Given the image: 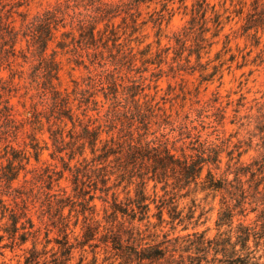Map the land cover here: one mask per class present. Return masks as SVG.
I'll return each mask as SVG.
<instances>
[{
  "label": "trees",
  "instance_id": "1",
  "mask_svg": "<svg viewBox=\"0 0 264 264\" xmlns=\"http://www.w3.org/2000/svg\"><path fill=\"white\" fill-rule=\"evenodd\" d=\"M35 1L0 0V264H264V88L219 90L264 70V0L171 34L175 0Z\"/></svg>",
  "mask_w": 264,
  "mask_h": 264
},
{
  "label": "rangeland",
  "instance_id": "2",
  "mask_svg": "<svg viewBox=\"0 0 264 264\" xmlns=\"http://www.w3.org/2000/svg\"><path fill=\"white\" fill-rule=\"evenodd\" d=\"M212 4H216L217 8H220L224 2V0H210ZM250 1V0H249ZM54 0H36L32 5H31V11L33 13L37 11H42L45 8L49 7L51 3H53ZM229 1L227 2V5H229ZM188 4H191V1H188ZM175 8V14L172 17V20L167 28V33L171 34L172 32L180 29L182 25L186 21V17L183 15V9H178L179 2L178 0H175V3L173 4ZM239 18L235 17V19L226 27V32H229L231 29L236 30L239 28L240 23H236ZM163 42L166 43L167 39H163ZM238 43L241 47H244L245 44L247 43L245 39L239 38L235 40L232 45L235 47V44ZM249 43V42H248ZM221 45L217 46L215 48L219 49ZM248 50V49H247ZM258 49H255L254 52H257ZM255 54V53H254ZM251 69H254L253 66H246L241 69L237 68L236 65L234 64L231 71H225L224 72V77H223V84L219 87L220 92L223 95L228 94L229 92L232 93L231 97L233 99L238 98L241 94H245L247 98L250 100L255 96H259L260 94L257 92L258 90H261L264 88V70L258 72L255 71L253 74H249V71ZM7 73L6 71H1L0 75L5 76ZM79 72H76V75H78ZM219 82H215L212 85L209 86V90L207 94L209 95L212 90H215L218 88ZM162 87L166 86V82L161 83ZM13 103V99H12ZM228 129H231V125H227ZM48 154L45 153L43 158H47ZM216 217V211L214 210L210 214V220L207 224V226H213L214 219ZM205 227V226H204ZM202 227V228H204ZM23 251L22 250H17L15 252H12L10 250L6 251V262L8 264H23ZM79 253L76 254V260L78 259Z\"/></svg>",
  "mask_w": 264,
  "mask_h": 264
}]
</instances>
